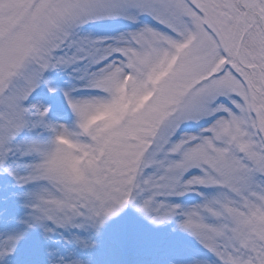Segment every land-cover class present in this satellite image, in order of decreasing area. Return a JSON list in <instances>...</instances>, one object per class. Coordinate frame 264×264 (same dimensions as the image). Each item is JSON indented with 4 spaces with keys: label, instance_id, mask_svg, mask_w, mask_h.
<instances>
[{
    "label": "rangeland",
    "instance_id": "rangeland-1",
    "mask_svg": "<svg viewBox=\"0 0 264 264\" xmlns=\"http://www.w3.org/2000/svg\"><path fill=\"white\" fill-rule=\"evenodd\" d=\"M32 1L0 0V57L7 67H1L0 91L24 61L36 59L49 66L42 75L48 94L27 100L29 113L21 124L23 108L16 89L9 101L15 114L11 120L20 125L0 127L7 139L20 128L0 176V264H264L247 245L245 225L235 227L229 218L264 213V182L240 197L205 179L236 142H253L261 134L264 138V102L248 91L246 75L236 69L242 82L213 77L223 52L212 45L209 34L237 44L243 26L237 1L188 0L195 12L185 0H43L40 17L38 9L31 10ZM115 12L125 21H132L136 12L153 16L175 32L147 18L135 19L133 25H84L74 50L66 44L60 47L72 57L69 53L64 63L54 66L43 56L56 47L57 35L63 38L85 21L101 24ZM202 18L208 19L209 29L199 23ZM230 25L236 26L234 32ZM187 46L184 62L151 101L155 85L165 81L177 53ZM206 77L211 79L207 82ZM198 81L206 82L191 91ZM188 90L179 115L163 126L161 151L139 176L133 204L144 205L136 212L139 222L127 232L124 247L114 224L88 211L102 190L83 198L84 183L91 180L88 175L99 166L125 115V129L132 134L152 129L155 123L132 122L133 115L148 104V118L158 119L176 92ZM230 91L227 101H216ZM85 96L113 102L119 117L97 122L78 101ZM242 98L258 122L256 129ZM64 112L70 116L61 118ZM209 118L211 123H205ZM197 119L203 123H191ZM189 123L194 126L176 130ZM170 133L172 138L167 137ZM130 148L129 153H140L139 147ZM119 162V171H125L126 164ZM70 198L76 199L75 206ZM107 203L111 206L110 200Z\"/></svg>",
    "mask_w": 264,
    "mask_h": 264
},
{
    "label": "bare ground",
    "instance_id": "bare-ground-1",
    "mask_svg": "<svg viewBox=\"0 0 264 264\" xmlns=\"http://www.w3.org/2000/svg\"><path fill=\"white\" fill-rule=\"evenodd\" d=\"M258 2H261L264 7V0H252L249 11L254 17L256 23L264 28V8L261 9L258 6ZM248 23H252L251 17L248 19L247 24ZM78 101L83 102L85 105L84 110H89L94 116H96L95 113L97 112V116H100L101 118L103 117L104 119L106 118L109 122H112L119 117V107L111 101L106 102L99 98L89 96L81 97Z\"/></svg>",
    "mask_w": 264,
    "mask_h": 264
},
{
    "label": "water",
    "instance_id": "water-1",
    "mask_svg": "<svg viewBox=\"0 0 264 264\" xmlns=\"http://www.w3.org/2000/svg\"><path fill=\"white\" fill-rule=\"evenodd\" d=\"M244 10H245V16H247V10H248V0H246L244 2ZM240 52V46L238 47V51H237V58L239 57L238 54ZM239 59V58H238ZM247 69L251 70V67H246ZM257 74H258V81H259V84L261 85V87L264 89V84H263V80H262V77H261V74H260V71L257 70Z\"/></svg>",
    "mask_w": 264,
    "mask_h": 264
},
{
    "label": "trees",
    "instance_id": "trees-1",
    "mask_svg": "<svg viewBox=\"0 0 264 264\" xmlns=\"http://www.w3.org/2000/svg\"><path fill=\"white\" fill-rule=\"evenodd\" d=\"M229 60H230V61H232V60H233V58H232V55H231V54L229 55Z\"/></svg>",
    "mask_w": 264,
    "mask_h": 264
}]
</instances>
